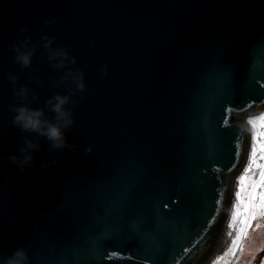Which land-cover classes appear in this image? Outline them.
<instances>
[{
    "label": "water",
    "instance_id": "95a60500",
    "mask_svg": "<svg viewBox=\"0 0 264 264\" xmlns=\"http://www.w3.org/2000/svg\"><path fill=\"white\" fill-rule=\"evenodd\" d=\"M45 34L87 90L71 146L39 138L22 168L10 157L31 134L12 123L6 74L34 107L65 90L43 47L14 62L11 45ZM263 111L264 0H0V264L17 250L26 264H203L236 236L247 119Z\"/></svg>",
    "mask_w": 264,
    "mask_h": 264
},
{
    "label": "clouds",
    "instance_id": "9594fccd",
    "mask_svg": "<svg viewBox=\"0 0 264 264\" xmlns=\"http://www.w3.org/2000/svg\"><path fill=\"white\" fill-rule=\"evenodd\" d=\"M49 21L47 23H52ZM21 34L27 32V27L19 29ZM38 47H43L48 64L56 71L62 73L59 80L53 79L56 87H64L63 92H56L44 102L45 107H34L33 102L39 100V95L33 91L29 85H20L19 77L15 73H8L7 79L13 86V98L18 100V104H10L9 109L14 113L12 123L22 132L31 134L24 140V146L21 148V156L12 155L10 159L18 163L22 168L29 166L33 161L32 153L38 151L41 147L39 138L49 143V151H56L70 147L66 130L70 129L75 121L72 108L77 101L74 99L77 93H83L87 90L85 83V73L82 69L73 68L77 59L64 46H56L55 37L43 35L39 45L32 41L31 37L25 36L11 45L14 53V62L21 69H28L33 66L34 57ZM103 71L106 73L107 68ZM37 83L43 86V82ZM52 113L49 118L48 113ZM34 136L36 139H33ZM91 147L86 151L91 152ZM52 161L50 163H56ZM6 264H26V253L23 250H17L13 257L8 258Z\"/></svg>",
    "mask_w": 264,
    "mask_h": 264
},
{
    "label": "rangeland",
    "instance_id": "374dc122",
    "mask_svg": "<svg viewBox=\"0 0 264 264\" xmlns=\"http://www.w3.org/2000/svg\"><path fill=\"white\" fill-rule=\"evenodd\" d=\"M264 111L247 120L252 124L254 138L258 140L257 149L264 143ZM259 155V151L257 153ZM250 161L238 176L237 187L240 201L244 203V212L236 233V236L228 246L212 255L203 264H264V201L260 200V194L264 193V183H261V171L259 165L264 160L256 159L251 164V171H248ZM249 215H254L248 224L245 220Z\"/></svg>",
    "mask_w": 264,
    "mask_h": 264
},
{
    "label": "snow or ice",
    "instance_id": "6c2138e0",
    "mask_svg": "<svg viewBox=\"0 0 264 264\" xmlns=\"http://www.w3.org/2000/svg\"><path fill=\"white\" fill-rule=\"evenodd\" d=\"M262 120H264V118H262ZM261 126L264 127V123H262ZM262 135H264V134H262ZM258 151H259V155H257ZM257 158L260 160H264V143L260 144L259 150H258L256 139L254 138L251 154L249 156L250 164H249V168L247 169L248 171H251V164H254L256 162ZM259 167L262 169V171H261V177H262L261 183H264V164L259 165ZM260 200L264 201V193L260 194ZM254 218H255L254 215H249L248 219L245 220V224H248V221L250 219H254Z\"/></svg>",
    "mask_w": 264,
    "mask_h": 264
}]
</instances>
